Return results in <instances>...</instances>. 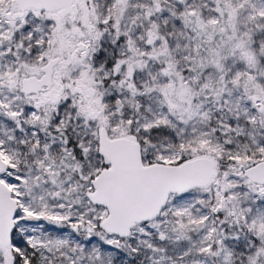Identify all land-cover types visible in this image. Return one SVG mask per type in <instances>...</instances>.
<instances>
[{
  "label": "snow or ice",
  "instance_id": "6c2138e0",
  "mask_svg": "<svg viewBox=\"0 0 264 264\" xmlns=\"http://www.w3.org/2000/svg\"><path fill=\"white\" fill-rule=\"evenodd\" d=\"M0 264H264V0H0Z\"/></svg>",
  "mask_w": 264,
  "mask_h": 264
}]
</instances>
